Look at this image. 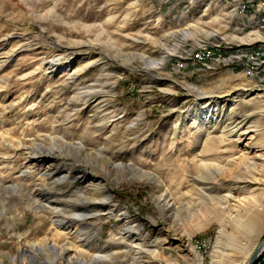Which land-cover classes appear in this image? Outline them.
<instances>
[{
	"label": "rangeland",
	"instance_id": "374dc122",
	"mask_svg": "<svg viewBox=\"0 0 264 264\" xmlns=\"http://www.w3.org/2000/svg\"><path fill=\"white\" fill-rule=\"evenodd\" d=\"M263 1L0 0V264H246L196 180L264 197Z\"/></svg>",
	"mask_w": 264,
	"mask_h": 264
},
{
	"label": "bare ground",
	"instance_id": "6f19581e",
	"mask_svg": "<svg viewBox=\"0 0 264 264\" xmlns=\"http://www.w3.org/2000/svg\"><path fill=\"white\" fill-rule=\"evenodd\" d=\"M249 3L252 4V1H250ZM245 7L247 8V3L241 6V10H240L241 13ZM263 9H264V1L256 4V8L254 12L255 17L257 19V23H259L260 25L259 28L262 29V31H264V18L262 17ZM84 27L85 29H89V27L86 26ZM259 35L260 34L254 31L248 37L246 38L244 37L243 39H241V41L251 42L256 38H259ZM251 36L253 38H251ZM261 43L264 44V41H262ZM245 48H242L241 49L242 52L240 53L238 52V50L240 49H238L233 54V57H235L236 60L244 61V64L247 65L250 62V54L247 53H253L254 54L253 67L260 68L262 70L263 68L261 66H264V48H262V46L261 47L251 46L247 49ZM204 53H206V55L208 56V60H204V54H201L199 56V62L201 63L211 64L212 60L213 61L217 60L218 62L221 61L218 51L214 52L213 50L211 51L206 50L204 51ZM57 61H58L57 58H54L52 59L51 62L56 63ZM90 64H92V62L87 61L86 65L79 66L76 71H80V70L82 71L83 68H86ZM76 71H74V73ZM51 152L53 153V151ZM263 155H258L257 158H259V160H264ZM54 157L58 158V156H54ZM26 158H28V160L31 161L32 158H37V154H29V156H27ZM249 162H252L251 163L252 165H249L252 168L259 166L261 168L260 173L264 175V164L258 165V163H256L254 160ZM141 174L144 176L148 175L146 173H141ZM206 180L207 179H204V177L201 178L199 177L198 181L196 180V184L199 185V187H201L200 188L201 196L204 199L208 200V204L215 205V210L221 212L219 216L216 217L217 221L219 222V228L217 232V238L214 244V250L212 252V258H219L222 257L223 256L222 254L228 250L227 247L229 246L230 242L236 241V239L238 238L251 240L256 235V233L260 231L264 223V197L261 200H256L251 195L237 198V196L240 197V194H242V190L239 189V187L235 186L236 184L235 181L238 180L237 177L233 179L234 182L231 185H228V191L222 196L219 195L218 191L216 190L215 182L213 181L214 179L211 178L212 182L209 183L206 182ZM251 180L253 181L254 179ZM255 181H256L255 184H257V188L252 189L251 191L253 192L258 188L260 190L262 187H263L262 190L264 191V181H258V180ZM248 187L251 189V186L248 185ZM237 189H239L238 191L239 193L236 196L235 191H237ZM163 198L165 200L164 196ZM223 205L225 206L222 207ZM51 247L56 251L58 250L53 245H51ZM191 249L193 250L192 247ZM256 261H264V252L259 256V258ZM195 263L202 264V259L198 254L195 255ZM253 264H255V262Z\"/></svg>",
	"mask_w": 264,
	"mask_h": 264
},
{
	"label": "built area",
	"instance_id": "2783aa9c",
	"mask_svg": "<svg viewBox=\"0 0 264 264\" xmlns=\"http://www.w3.org/2000/svg\"><path fill=\"white\" fill-rule=\"evenodd\" d=\"M245 11H246V7L242 11L243 20H244ZM262 17L264 18V9L262 10ZM256 45L263 46V44H259V43ZM199 54H204V60H208V56L206 55V53H199ZM247 54H250V62L247 64V69H245V76L251 79H258V86L260 87L261 84H264V81L262 79V70L260 68L253 67L254 54L253 53H247ZM237 66H239V63L237 64ZM255 264H264V261H255Z\"/></svg>",
	"mask_w": 264,
	"mask_h": 264
},
{
	"label": "water",
	"instance_id": "95a60500",
	"mask_svg": "<svg viewBox=\"0 0 264 264\" xmlns=\"http://www.w3.org/2000/svg\"><path fill=\"white\" fill-rule=\"evenodd\" d=\"M263 252H264V239L256 246V248L254 249L252 255L250 256L246 264H253Z\"/></svg>",
	"mask_w": 264,
	"mask_h": 264
}]
</instances>
